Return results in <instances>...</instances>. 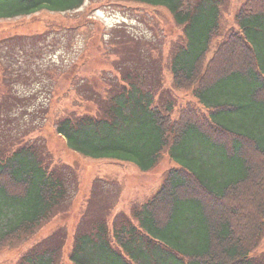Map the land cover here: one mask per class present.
<instances>
[{
  "label": "trees",
  "instance_id": "1",
  "mask_svg": "<svg viewBox=\"0 0 264 264\" xmlns=\"http://www.w3.org/2000/svg\"><path fill=\"white\" fill-rule=\"evenodd\" d=\"M127 1L164 7L183 28L185 44L171 62L173 84L197 104L179 105L174 117L176 104L161 99L162 77L146 83L136 68L116 67L103 91L86 81L91 97L79 95L96 110L74 109L56 122L70 149L149 171L169 148L177 166L131 217L117 216L113 230L106 217L80 226L71 262L264 264L254 253L264 236V0L241 5L240 30L229 32L210 58L223 0ZM84 2L0 0V20L70 12ZM51 159L43 144L20 136L0 141V251L33 234L67 199V166ZM65 241L66 233L56 231L17 264H58Z\"/></svg>",
  "mask_w": 264,
  "mask_h": 264
},
{
  "label": "rangeland",
  "instance_id": "2",
  "mask_svg": "<svg viewBox=\"0 0 264 264\" xmlns=\"http://www.w3.org/2000/svg\"><path fill=\"white\" fill-rule=\"evenodd\" d=\"M245 1L223 0L220 34L208 58L229 32L240 30L236 13ZM183 33L166 8L127 0H85L70 12L44 10L0 20V141L20 136L43 144L53 164L67 166L69 190L53 218L0 251V264H17L29 248L56 231L66 233L58 264H73L69 254L80 226L82 230L93 218L106 217L113 230L117 216L131 217L135 207L159 190L168 170L177 166L169 148L153 169L142 171L131 162L94 159L70 149L56 122L75 110L95 111V104L79 94L91 97L87 80L103 91L116 67L136 68L146 83L155 75L162 77L166 91L161 99L169 97L176 104L174 117L179 105L197 104L191 93L173 84L171 62L185 44ZM123 57L129 59L120 62ZM254 253L264 257V236Z\"/></svg>",
  "mask_w": 264,
  "mask_h": 264
}]
</instances>
